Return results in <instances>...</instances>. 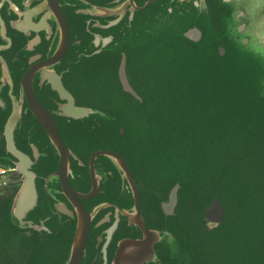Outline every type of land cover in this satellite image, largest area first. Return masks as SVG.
Wrapping results in <instances>:
<instances>
[{"label":"flooded vegetation","instance_id":"1","mask_svg":"<svg viewBox=\"0 0 264 264\" xmlns=\"http://www.w3.org/2000/svg\"><path fill=\"white\" fill-rule=\"evenodd\" d=\"M2 1L3 264H184L181 186L173 209L166 208L177 184L147 175L128 156L119 123L97 117L111 119L107 113L119 109V87L131 95L120 82L123 66L141 96L134 81L147 84L152 53L163 44L187 42L197 52L227 58L234 49L264 64V0ZM37 105L54 122L62 150L35 113ZM84 109L93 113L73 115ZM12 117L25 165L8 150L5 127ZM24 169L37 199L17 218L11 211Z\"/></svg>","mask_w":264,"mask_h":264},{"label":"trees","instance_id":"2","mask_svg":"<svg viewBox=\"0 0 264 264\" xmlns=\"http://www.w3.org/2000/svg\"><path fill=\"white\" fill-rule=\"evenodd\" d=\"M231 50L227 58L163 44L149 82L134 81L143 102L119 87V109L97 117L119 123L128 156L147 175L180 184L184 264H264V64ZM214 199L225 219L209 228L203 213Z\"/></svg>","mask_w":264,"mask_h":264},{"label":"water","instance_id":"3","mask_svg":"<svg viewBox=\"0 0 264 264\" xmlns=\"http://www.w3.org/2000/svg\"><path fill=\"white\" fill-rule=\"evenodd\" d=\"M3 2L4 1H2L0 3V6L3 4ZM186 36H188V35L186 34ZM120 82H121L123 90L125 92L131 94L139 102L143 101L142 97L139 96L138 93L131 87V85L127 79V76H126L124 66L122 67L121 72H120ZM261 95L264 97V82H263V91H262ZM38 110H39V112L34 108V111L37 114V116H39L40 120L43 121V123L48 124V129L51 132V136L54 138V142L56 143L58 148L60 150H62L63 149L62 148V141L60 140V138L57 137L58 135L54 132V129L52 128V124L51 125L49 124V123H54V122H52L50 117L47 116V112L44 109H42L38 106ZM90 113H93V111L90 109H86V110L84 109V110H80V111H75V113H73V115H75L79 118H81V117L83 118L85 116H88ZM16 122H17V118L12 117L9 120V122L6 124L5 135L7 138V146H8V150L10 152H12L16 157H18L22 161V164L25 165L26 160L21 156V154L18 152V150H16L14 140H13V130H14V127L16 125ZM122 132H123V129H122ZM116 161L119 163V165L123 169L124 176L131 179V174L129 173V170L126 167L122 158L117 157ZM21 173H24L25 183L23 184L19 194L17 195L15 202H14V205H13V208H12V211H11L12 214L17 218H20L22 210H28V209L32 208L36 204V199H37L34 179H32V177L25 171V169ZM179 185L180 184H177L176 187L171 192L170 204H167L166 208H170L172 210L173 206L176 204L177 192L179 189ZM203 214H204L206 221L208 223L213 224L215 227L217 225H219L220 223H222L225 219L224 209L221 206L218 199H214L211 207L208 208L207 210H205Z\"/></svg>","mask_w":264,"mask_h":264},{"label":"rangeland","instance_id":"4","mask_svg":"<svg viewBox=\"0 0 264 264\" xmlns=\"http://www.w3.org/2000/svg\"><path fill=\"white\" fill-rule=\"evenodd\" d=\"M207 224V226L209 227V228H212V227H215L213 224H211V223H206Z\"/></svg>","mask_w":264,"mask_h":264}]
</instances>
